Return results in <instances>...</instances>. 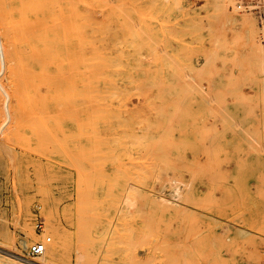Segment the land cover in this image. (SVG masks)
Wrapping results in <instances>:
<instances>
[{
  "label": "rangeland",
  "instance_id": "1",
  "mask_svg": "<svg viewBox=\"0 0 264 264\" xmlns=\"http://www.w3.org/2000/svg\"><path fill=\"white\" fill-rule=\"evenodd\" d=\"M70 1L0 0V264H264V13Z\"/></svg>",
  "mask_w": 264,
  "mask_h": 264
},
{
  "label": "crops",
  "instance_id": "2",
  "mask_svg": "<svg viewBox=\"0 0 264 264\" xmlns=\"http://www.w3.org/2000/svg\"><path fill=\"white\" fill-rule=\"evenodd\" d=\"M86 1V0H85ZM81 3V0H80ZM70 4H78L77 0L70 1ZM16 9V8H15ZM80 9V8H79ZM18 11V8L16 9ZM78 10V9H77ZM83 11V9H81ZM78 12H76L77 14ZM80 14V13H79ZM87 24L83 19H79L78 21H75V24L71 23H65L64 26H61V31H67V34L71 31V38H67L66 40L61 39H50V48H54L56 55L60 58L66 59V61L74 60L76 57H80L79 60L85 61L87 59H90L92 57L88 56V54L85 53V46L87 45V41L89 39H86V29ZM79 30L82 33H84L85 39H76L74 31ZM85 42V43H84ZM61 51H64V53H61Z\"/></svg>",
  "mask_w": 264,
  "mask_h": 264
},
{
  "label": "bare ground",
  "instance_id": "3",
  "mask_svg": "<svg viewBox=\"0 0 264 264\" xmlns=\"http://www.w3.org/2000/svg\"><path fill=\"white\" fill-rule=\"evenodd\" d=\"M237 1V0H236ZM180 0H175V3H179ZM232 2V0H215V3H214V7L216 9V11L218 12V14L223 18V20H228V14H227V9H228V6L230 5V3ZM236 3V2H235ZM235 6V4H234ZM233 6V8H234ZM246 14V13H245ZM243 25H249V22L244 20L242 21ZM261 68V67H260ZM263 68V67H262ZM47 239V238H46ZM50 240L52 241V239L50 238ZM45 242L44 240L41 242L43 243ZM65 242H66V237H64V234L62 233L60 236H59V240L58 242L56 243V247H55V250L53 252H51L49 249H48V245L46 247V251L45 253L41 256V258H39V260L37 261L38 263L37 264H54L55 262H58L59 261V252H60V248L63 247L65 245ZM0 249L1 250H4L3 247L0 246ZM6 251V250H5ZM9 252V251H7ZM10 254L14 255V256H19L17 255V253L14 251V252H9ZM9 259V261L12 263V264H31L30 262L26 261L27 263H24L20 260H18L17 258H14V257H7ZM6 258V259H7ZM23 258V257H21ZM1 260V259H0ZM3 262H4V258H3ZM2 262V263H3ZM6 264V263H5ZM10 264V263H8Z\"/></svg>",
  "mask_w": 264,
  "mask_h": 264
},
{
  "label": "built area",
  "instance_id": "4",
  "mask_svg": "<svg viewBox=\"0 0 264 264\" xmlns=\"http://www.w3.org/2000/svg\"><path fill=\"white\" fill-rule=\"evenodd\" d=\"M235 7L240 13L258 14L262 16V14L264 13V0H237L235 3ZM262 41L264 44V31L262 34ZM37 222V229L41 230L42 224L39 220ZM44 241L45 242L43 243L38 242L33 244L29 248L27 255L24 259L32 264H37L35 260H37L45 253L47 245L51 242L50 238H47Z\"/></svg>",
  "mask_w": 264,
  "mask_h": 264
}]
</instances>
